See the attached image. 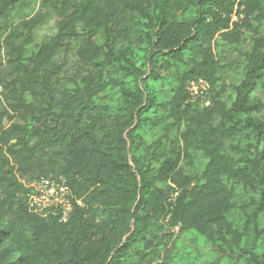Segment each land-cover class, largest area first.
<instances>
[{"label": "trees", "instance_id": "1", "mask_svg": "<svg viewBox=\"0 0 264 264\" xmlns=\"http://www.w3.org/2000/svg\"><path fill=\"white\" fill-rule=\"evenodd\" d=\"M37 7L0 41V264H264V0ZM41 177L66 222L28 210Z\"/></svg>", "mask_w": 264, "mask_h": 264}, {"label": "built area", "instance_id": "2", "mask_svg": "<svg viewBox=\"0 0 264 264\" xmlns=\"http://www.w3.org/2000/svg\"><path fill=\"white\" fill-rule=\"evenodd\" d=\"M208 88L203 79L191 80L187 89L194 99ZM27 206L30 212L46 216L55 213L60 221L66 222L72 212V193L62 177H41L28 182Z\"/></svg>", "mask_w": 264, "mask_h": 264}, {"label": "rangeland", "instance_id": "3", "mask_svg": "<svg viewBox=\"0 0 264 264\" xmlns=\"http://www.w3.org/2000/svg\"><path fill=\"white\" fill-rule=\"evenodd\" d=\"M39 0H22L19 4H17L9 14L0 20V41L5 35H9L15 33L16 30L20 29L21 19L24 17H28L34 11L38 9ZM54 32V19H50L46 24L39 27L36 30V38H42L43 36H48ZM181 236L180 238H182ZM201 237V236H200ZM192 245V244H190ZM200 251L203 253V257L198 261L199 264H203L204 262H208L213 259V256L217 255L218 257H222L223 253L218 251L216 246L207 245H199ZM182 262H186L182 261Z\"/></svg>", "mask_w": 264, "mask_h": 264}]
</instances>
